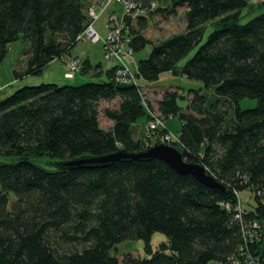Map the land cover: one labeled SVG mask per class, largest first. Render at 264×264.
Segmentation results:
<instances>
[{
    "label": "trees",
    "instance_id": "16d2710c",
    "mask_svg": "<svg viewBox=\"0 0 264 264\" xmlns=\"http://www.w3.org/2000/svg\"><path fill=\"white\" fill-rule=\"evenodd\" d=\"M90 1L0 0V63L20 38L29 49L17 77L40 75L55 59L72 58L70 50L89 23ZM171 4L187 7L185 31L152 44L136 76L147 83L176 72L201 81V88L164 89L155 107L141 82L118 81L113 66L106 80L26 85L0 100V264H233L231 257H239L246 244L252 254L264 251V232L259 242H248L253 220L264 229V11L241 23L247 0ZM148 21L142 15L135 24L141 30ZM209 24L215 29L202 42ZM131 33L133 53L151 43L134 25ZM91 68L87 60L81 71ZM95 69L103 74L100 64ZM245 98L256 99V106L243 109ZM115 100L116 108L105 109L113 126L104 129L99 103ZM149 110L165 120L178 117L184 159L204 165L226 189L156 158L54 165L145 149L150 144L135 133ZM243 190L252 192L253 209L245 207ZM239 203L249 214L236 210ZM156 232L167 240L154 250ZM128 239L144 240L146 255L112 254Z\"/></svg>",
    "mask_w": 264,
    "mask_h": 264
},
{
    "label": "rangeland",
    "instance_id": "374dc122",
    "mask_svg": "<svg viewBox=\"0 0 264 264\" xmlns=\"http://www.w3.org/2000/svg\"><path fill=\"white\" fill-rule=\"evenodd\" d=\"M172 0H159V6L161 10L154 11L152 15L148 16V25L145 29H141L137 24H133L134 28L141 34H143L151 43H148L146 47L140 51L133 53L131 67L137 70L138 62L141 59L147 58L152 50V44L161 42L165 39L173 37L179 33L185 31V12L187 7L185 5L174 8L171 4ZM248 5L241 11L240 22L245 23L255 15L264 11V0H247ZM168 7L167 11H165ZM157 8V7H156ZM155 8V9H156ZM174 10V11H173ZM115 11L121 16L123 14V5L118 0H113L108 6L104 5L99 8V13L95 18L89 13L88 19L92 21L94 27L100 32V39L95 42L90 39L78 41L77 44L70 50V56L72 58H79L80 65L89 60L94 68L89 69L87 72L81 70L75 74L74 77H67V62L69 58L62 57L52 61L40 75H23L17 77V72H23L26 69V63L28 56L25 55L29 49V41L24 38L13 42L7 53L5 59L0 63V100L4 99L8 95L15 92L18 88L26 85H38L45 82H53L59 85H80L86 82L99 81L107 79V70L115 65V61L109 59L105 55L104 45L101 39H104L108 34V27L106 26L107 18L112 15ZM109 20V19H108ZM215 29V25L209 24L207 27L206 34L202 42H204L209 33ZM198 46L190 51L184 58L178 63L179 67H182L186 61L194 54ZM100 64L103 69L101 76L96 75L98 69H95V65ZM142 84L143 93L150 102L156 107V101L162 96L164 89L175 88L180 92H187L188 89L194 88L199 89L203 86L201 81L190 80L176 72H165L161 74L160 78L156 81L145 82L140 80ZM257 104L256 99L245 98L241 100V107L243 109L255 107ZM118 101H101L99 103V121L104 129H110L113 126V121L105 115V109L116 108ZM170 129L174 132L179 129L180 121L178 117H171L165 121ZM137 125V131L135 133L136 138H142L148 144L156 143L154 140V132H150L146 128V117L139 119ZM144 124V125H143ZM143 125V126H142ZM148 133L150 135H148ZM177 133V132H176ZM147 138V139H146ZM160 143V142H159ZM176 146V145H175ZM178 147V146H177ZM179 148V147H178ZM253 194L249 190L241 191L242 201L248 209H253L252 205H248L254 202L252 198ZM167 237L156 232L153 234L151 244L153 249H157L158 246L166 241ZM131 252L135 256L146 255L145 241L142 239L138 240H124L112 249V254H116L120 259L123 258L124 254ZM209 264H224L220 261H212Z\"/></svg>",
    "mask_w": 264,
    "mask_h": 264
},
{
    "label": "built area",
    "instance_id": "2783aa9c",
    "mask_svg": "<svg viewBox=\"0 0 264 264\" xmlns=\"http://www.w3.org/2000/svg\"><path fill=\"white\" fill-rule=\"evenodd\" d=\"M113 0H91L88 5L87 14H91L94 19L99 13V8L104 5H109ZM123 5V14L120 16L117 11L107 18L106 26L108 27V34L104 39H101L104 45L105 55L115 61L116 78L120 82L138 84L140 80L136 76L135 70L131 67L130 62L133 58V50L131 47L132 33L131 27L135 24L137 17L147 15L151 10L157 7V0H142L137 3L132 0H118ZM109 19V20H108ZM101 37L100 32L94 27L91 20L85 30L77 37L78 41L90 39L97 42ZM67 77H74L77 72L81 70L79 58H70L67 62ZM150 117L146 122V128L154 132L156 143H168L171 145H178V133L170 130L166 124V120L160 113L149 110ZM240 213L249 214L242 204L236 208ZM251 227L253 228L251 234L248 235V242L255 244L263 237L264 229L262 224L256 220L252 221ZM248 245L241 247L239 257H231L233 264H263L264 251L250 253ZM242 258V259H241Z\"/></svg>",
    "mask_w": 264,
    "mask_h": 264
},
{
    "label": "water",
    "instance_id": "95a60500",
    "mask_svg": "<svg viewBox=\"0 0 264 264\" xmlns=\"http://www.w3.org/2000/svg\"><path fill=\"white\" fill-rule=\"evenodd\" d=\"M154 158L166 162L178 173L194 175L200 182L209 187L226 189V186L215 179L204 165L197 162L186 161L183 157L182 151L178 147L168 143L150 144L145 149L138 151L120 149L115 152L100 155H81L69 159L56 160L54 161V165L62 169H71L73 167L84 165H107L118 160H142Z\"/></svg>",
    "mask_w": 264,
    "mask_h": 264
},
{
    "label": "crops",
    "instance_id": "0c3cea01",
    "mask_svg": "<svg viewBox=\"0 0 264 264\" xmlns=\"http://www.w3.org/2000/svg\"><path fill=\"white\" fill-rule=\"evenodd\" d=\"M113 67V66H112ZM102 69V68H101ZM102 71H103V69H102Z\"/></svg>",
    "mask_w": 264,
    "mask_h": 264
}]
</instances>
